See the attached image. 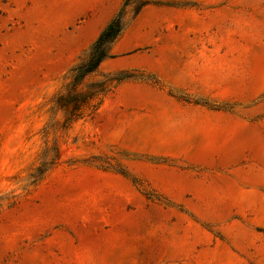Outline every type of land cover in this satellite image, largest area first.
Instances as JSON below:
<instances>
[{
  "label": "rangeland",
  "instance_id": "374dc122",
  "mask_svg": "<svg viewBox=\"0 0 264 264\" xmlns=\"http://www.w3.org/2000/svg\"><path fill=\"white\" fill-rule=\"evenodd\" d=\"M0 264H264V0H0Z\"/></svg>",
  "mask_w": 264,
  "mask_h": 264
},
{
  "label": "trees",
  "instance_id": "16d2710c",
  "mask_svg": "<svg viewBox=\"0 0 264 264\" xmlns=\"http://www.w3.org/2000/svg\"><path fill=\"white\" fill-rule=\"evenodd\" d=\"M120 32H121L120 19L117 16L106 26V28L103 29L99 37L93 43L90 50L89 59L85 60L80 65L72 69L73 81L69 95L74 96L76 94H80L79 96L81 98L78 101H80L81 103L86 101L87 98L86 93H79L77 91V88L81 84L84 76L89 72L97 69L100 63L102 62V60L108 56L109 45L111 44L112 41L116 39V37L120 34ZM70 101H75L74 103H77V100H75V98H73L72 100H67L66 98H64L63 95H61L58 98V103L62 107H65L66 104L69 103ZM74 108L75 111L77 112H74V110L67 111V114L70 116L72 115L79 116L81 114L78 113L79 107L75 106ZM70 116L69 119H71Z\"/></svg>",
  "mask_w": 264,
  "mask_h": 264
},
{
  "label": "crops",
  "instance_id": "0c3cea01",
  "mask_svg": "<svg viewBox=\"0 0 264 264\" xmlns=\"http://www.w3.org/2000/svg\"><path fill=\"white\" fill-rule=\"evenodd\" d=\"M103 29H104V28H103ZM103 29H102V30H103ZM101 32H102V31H101Z\"/></svg>",
  "mask_w": 264,
  "mask_h": 264
}]
</instances>
